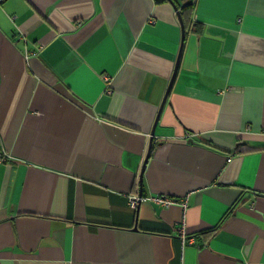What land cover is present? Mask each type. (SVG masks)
<instances>
[{
    "label": "crops",
    "instance_id": "obj_1",
    "mask_svg": "<svg viewBox=\"0 0 264 264\" xmlns=\"http://www.w3.org/2000/svg\"><path fill=\"white\" fill-rule=\"evenodd\" d=\"M0 155V264H264V0H0Z\"/></svg>",
    "mask_w": 264,
    "mask_h": 264
},
{
    "label": "built area",
    "instance_id": "obj_2",
    "mask_svg": "<svg viewBox=\"0 0 264 264\" xmlns=\"http://www.w3.org/2000/svg\"><path fill=\"white\" fill-rule=\"evenodd\" d=\"M3 160L2 155H0V162ZM143 201H153L161 206L167 207L171 204L176 203V201L168 196L165 195H157V196H142V195H132L128 196V206L129 208L136 210L138 205ZM181 238L182 243L186 240L185 233L183 230H181ZM190 240H188V243Z\"/></svg>",
    "mask_w": 264,
    "mask_h": 264
},
{
    "label": "trees",
    "instance_id": "obj_3",
    "mask_svg": "<svg viewBox=\"0 0 264 264\" xmlns=\"http://www.w3.org/2000/svg\"><path fill=\"white\" fill-rule=\"evenodd\" d=\"M155 3H164V2H168L169 0H153ZM190 6L187 5L185 6V8L183 9V14H184V19H183V25L184 27L187 29V27L190 25L188 24V21L186 19V12L190 11ZM182 17V16H181ZM214 230H212L211 232H213Z\"/></svg>",
    "mask_w": 264,
    "mask_h": 264
},
{
    "label": "water",
    "instance_id": "obj_4",
    "mask_svg": "<svg viewBox=\"0 0 264 264\" xmlns=\"http://www.w3.org/2000/svg\"><path fill=\"white\" fill-rule=\"evenodd\" d=\"M178 17H179V22H180V24H181V28L183 29V24H182L181 15H180L179 13H178ZM175 73H176V68H175V71H174V74H173V78H172V80H171V82H170V84H169V86H168L167 92H166V94H165V98H164L163 101H162V104H161L160 109L162 108V106H163V104H164V102H165V100H166V96H167V94H168V92H169V90H170L171 83L173 82V79H174ZM150 147H151V144H150ZM147 157H148V156H147ZM147 157H146V158H147ZM143 169H144V165H143V167H142V169H141V174H142Z\"/></svg>",
    "mask_w": 264,
    "mask_h": 264
}]
</instances>
